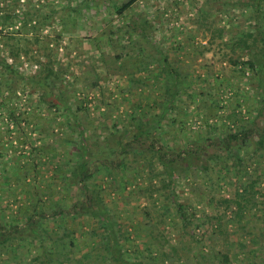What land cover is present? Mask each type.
<instances>
[{
  "label": "rangeland",
  "instance_id": "1",
  "mask_svg": "<svg viewBox=\"0 0 264 264\" xmlns=\"http://www.w3.org/2000/svg\"><path fill=\"white\" fill-rule=\"evenodd\" d=\"M223 1L141 0L126 13V18L139 13L151 21L152 42L166 49L170 62L188 75L187 89L181 90L174 107L165 114L158 135L177 152L190 144L198 149L202 141L224 136L227 127L232 126L228 115L244 119L243 124L235 121V126H248L256 116L257 79L249 72V75H242L238 67L228 61L236 55L225 45L232 46V41L249 28L245 20L247 13L236 4L227 14ZM96 3L98 7L87 9L85 0H0V45L6 41L9 48L18 47L21 53L28 50L29 54L20 57L14 65L21 78H27L37 70L33 57L37 49L42 57L51 55L57 67L60 65L62 71L65 70L64 78L57 84L69 85L67 90L75 94L76 98L73 93L70 95V105L82 123L94 158L119 163L124 154L111 151L118 150L117 138L124 130L134 128L139 120L149 122L159 115L166 92L161 81L155 80L157 69L154 66L148 73H130L132 53L130 49L123 50V44L102 42L100 51L95 49L92 41L104 29V17H107V3L103 5L95 0ZM35 9L40 17H48L45 24L32 21L22 27L21 17L2 24L1 16L5 14L14 17L29 12L30 15ZM200 9L209 14L208 21L213 27L226 28L227 34L217 43L210 45L208 35L205 36L200 23H196L201 19L195 11ZM111 19L115 24L122 23L114 15ZM36 38L38 43H35ZM8 49H1L0 56H6ZM120 54H125L126 59L117 63L115 57ZM120 63H125V69L119 68ZM137 78L141 80L134 83ZM1 79L4 77L0 75ZM9 80L11 87L17 89V99L13 102L28 117L29 123H22V134L14 129L5 133L8 119L0 109V150L1 143H6L8 149L2 152L7 155L0 158V219L7 221L15 215L22 224L25 218L16 211L28 209V201L35 199V195L51 194L54 201L65 198L60 194L64 184L58 175L60 168H67V161L75 157L74 143L78 141V133L74 121L62 110L48 111L39 107L37 93H33L25 81H14L12 77ZM95 81L97 86L93 87L91 84ZM78 93L92 98L87 103L89 111L77 110L81 106ZM39 144L49 146L48 151H41L38 158L31 157L33 146ZM142 151V147L137 146L133 153L125 156V169L106 177L100 171L90 182L100 186L98 190L106 206L126 233L133 237L125 243V249L129 250L127 256L133 262L223 264L222 254H226L230 264H264V205L254 209L248 205L245 214L237 217L235 204L226 207L222 202L236 197L241 191L238 186L246 181V174L252 175L254 165H248L237 177L232 169V175L224 176L212 169L207 173L191 170L173 184L176 196V202H173L169 195L171 191L162 190L160 178L149 177ZM33 158L39 162L37 170H34L36 166L32 167ZM192 161L197 165L203 162L195 157ZM255 163L259 166L258 173L264 174V160L260 165ZM99 164L96 161L95 168ZM23 175L27 176L26 181L20 178ZM128 176L132 185L124 186ZM261 179L264 187V175ZM76 195L74 187L68 197ZM174 203L186 208V223L178 217ZM67 223L76 232L75 258L84 262V254L94 244L91 241L85 244L86 235L77 237L80 232L87 233L93 223L86 218L81 221L68 219ZM47 226L53 228L54 224L49 221ZM38 246L37 242L15 243L7 253L0 255V264H38L33 261L41 254L42 250L36 249Z\"/></svg>",
  "mask_w": 264,
  "mask_h": 264
},
{
  "label": "trees",
  "instance_id": "2",
  "mask_svg": "<svg viewBox=\"0 0 264 264\" xmlns=\"http://www.w3.org/2000/svg\"><path fill=\"white\" fill-rule=\"evenodd\" d=\"M97 1L103 3V5L107 3L105 7L107 17H104V29L93 39L92 45L97 51H100V43L109 44L116 41V44H123L121 47L123 50L127 49L128 51L130 49L129 52L132 53V56H130L132 65L130 73L133 75L142 72L148 73L149 69L154 66L157 69L154 74L155 80L161 81L166 92L165 99L162 101V111L149 122L139 120L134 128L124 130L117 138L118 150L111 148L113 149L111 151L112 153L118 151L122 156L124 154L119 163L112 161V164L103 159L96 160L82 123L70 105L72 101L70 95L73 93L74 96V92L67 90L69 85L62 86L57 84L61 82L65 70L62 71L60 65L57 67L56 61L52 59L51 55L43 56V58L40 55V50L37 49L36 55L33 56L37 70L27 78H21L14 65L20 57L27 56L29 52L26 50L21 53L18 47L9 48L8 42L4 41L0 45V51L1 49L9 48L6 56H0V75L4 77L3 80H0V109L3 110V115L6 114L5 118L8 119L4 128L5 133H11V129H14L16 133L22 134V123H29L28 117L13 102V100L17 99V89L12 88L10 85L12 82L9 77H12V80L25 81L26 85L34 91L33 93H37L36 103L39 107H44L48 111L62 110L65 116H69L77 128L78 141L74 143L76 145L74 159L67 161V168H60L61 174L60 176L58 175L64 184L60 194L62 197L64 195L65 198L54 201L51 198V194L45 196L42 193L39 196L35 195V199L31 196L32 199L28 201L29 211L26 207V209L16 211V214H22L25 218L22 224L18 223L15 215L7 221L0 219V255L7 253L15 243H27L29 241L39 243L36 249L42 250L41 254L33 259L38 264H142L133 262L132 258L127 256L129 250L125 249V243L132 241L133 237L131 234L126 233L122 224L116 220L106 206L99 192L100 186L90 183L100 171L106 177L113 176L114 171L125 169L127 167L125 156L133 153L137 146L142 147V157L149 177L160 178L162 190L171 191H169V195L173 197L171 198L172 201L176 198L173 192V184L176 179L183 177L191 170L200 169L202 172L207 173L212 169L221 176H224L223 174L229 175L235 170L236 174L234 173V175L237 177V174L245 171L244 168L248 167V165H254L252 175L246 174V181L238 186L241 191L236 193V197L232 200L225 199L222 202L226 207L235 204L237 217L245 214L248 205L252 209L264 205V187L261 186V178L264 174L258 173L259 166L257 167L255 163L256 161L260 165L264 160V124H262L264 120V0H237L236 2L224 0L222 3L227 14H230V10L236 4L243 7L247 13L245 20L248 21L249 28L240 37L232 41V46L226 42L225 45L230 47L233 55H236V58L233 56L229 57L228 61L234 67H238L242 75L249 72L251 76L257 79L258 88L255 94L256 116L248 126H245L242 125L245 123L243 118H238L234 114L228 115L227 119L232 122V126L227 127L228 131L224 136L217 139L208 138L201 142L198 149L193 144H190L191 146H185L178 152L173 148L172 144H169L163 137L158 135L160 134L159 130L165 114L174 107L175 99L181 95V90L187 89L188 75L185 76L180 72L177 64L170 62L166 49L159 45L156 46L152 42L150 33L151 21L144 19L139 13H134L129 18H126V13L141 0ZM85 2L84 6L87 9L98 7L97 3L94 4L95 0H85ZM28 13L17 14L14 17L5 14L1 16L2 24L7 23L12 18L21 17V25L25 27L32 21L38 24V21H43L42 24H45L48 19V17H40L37 9L31 12L30 15ZM195 13L199 16L198 19H201L199 21L196 20V23H200L204 30V35H208V43L210 45L217 43L219 39H223V36L227 34L225 26L213 27L212 23L208 21L209 14L204 10H196ZM111 15L116 16L117 19L123 17L121 20L119 19L122 23L115 24L111 19ZM33 27L35 28V26ZM16 33L19 34L20 32ZM127 39L129 42H126ZM35 43H38L37 38ZM148 46H150V49H148ZM236 52L239 54H236ZM9 59L12 60L11 63ZM115 59L118 63L121 60L123 61V59L125 60L126 55L120 54ZM124 64L120 63L121 66L119 68L125 69ZM140 80L137 78L134 83H139ZM91 85L96 87L97 82L95 81ZM78 96L81 97V99H78L81 106H78L77 110L85 109L89 111L87 103L92 98L83 95V93H78ZM189 97L193 96L189 95ZM27 113L25 111V114ZM235 121H240L242 124L235 126ZM208 134L210 135L209 130ZM172 141L174 140L170 142ZM33 147V152L29 155L36 158H38L41 151L47 152L46 148H49V146H41L40 144L37 147ZM6 150H8L6 143H1L0 158L3 155H7L2 153ZM194 157L199 162L202 160L203 162L200 165L195 164L192 161ZM34 160L35 158L32 160V167L36 166L34 170H37L39 162ZM96 161L100 164L95 168L94 164ZM26 177L23 175L20 178L26 181ZM125 185H132L130 176L124 182ZM74 187H76L77 195L74 198H70L68 194ZM261 198L262 200H260ZM174 204L178 217L182 222L186 223L188 221L186 208L182 204ZM25 213H28V215L26 216ZM82 218L90 219L93 225L87 233L80 232V237L77 238L86 235L85 244H89V241L94 244L93 248L84 254V262H80L79 258L78 260L75 258L76 232L67 223L68 219L81 221ZM49 221L53 222V228L46 227ZM151 251L150 249L149 252ZM222 262L223 264H230L228 255L222 254Z\"/></svg>",
  "mask_w": 264,
  "mask_h": 264
}]
</instances>
